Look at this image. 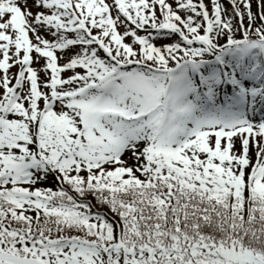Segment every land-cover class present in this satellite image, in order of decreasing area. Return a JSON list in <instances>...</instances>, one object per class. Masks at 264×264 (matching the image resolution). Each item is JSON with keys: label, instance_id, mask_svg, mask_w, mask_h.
<instances>
[{"label": "snow or ice", "instance_id": "1", "mask_svg": "<svg viewBox=\"0 0 264 264\" xmlns=\"http://www.w3.org/2000/svg\"><path fill=\"white\" fill-rule=\"evenodd\" d=\"M228 4L0 0V264H264V0Z\"/></svg>", "mask_w": 264, "mask_h": 264}, {"label": "rangeland", "instance_id": "2", "mask_svg": "<svg viewBox=\"0 0 264 264\" xmlns=\"http://www.w3.org/2000/svg\"><path fill=\"white\" fill-rule=\"evenodd\" d=\"M255 0H253V2H254ZM223 3H224V1H223ZM226 6H230V4H228V2H225L224 3ZM230 8H231V6H230ZM253 10L255 11L256 10V4L255 3H253ZM38 66H40V65H38ZM14 70H17V69H12V71H14Z\"/></svg>", "mask_w": 264, "mask_h": 264}]
</instances>
